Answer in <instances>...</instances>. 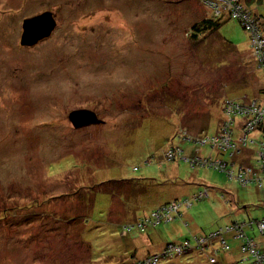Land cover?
<instances>
[{
  "label": "rangeland",
  "instance_id": "1",
  "mask_svg": "<svg viewBox=\"0 0 264 264\" xmlns=\"http://www.w3.org/2000/svg\"><path fill=\"white\" fill-rule=\"evenodd\" d=\"M213 2L0 0V264H132L186 239L205 253L156 264H215L199 240L264 216L258 184L233 173L240 165L252 167L249 178L263 175L248 163L262 133L246 124L264 113V0H220L217 12ZM229 8L248 12L246 24L235 15L191 38L193 25L214 11L230 18ZM44 12L57 20L51 37L22 46L23 22ZM228 99L254 104V115L238 117ZM79 110L99 123L76 128ZM223 117L233 123L227 142L211 145ZM245 136L254 148H242ZM228 153L230 177L192 164L228 163ZM196 194L206 199L183 203L175 223L140 230L161 205ZM235 203L249 206L245 219L230 215ZM148 231L159 236L154 246ZM221 256L217 264H232Z\"/></svg>",
  "mask_w": 264,
  "mask_h": 264
},
{
  "label": "built area",
  "instance_id": "2",
  "mask_svg": "<svg viewBox=\"0 0 264 264\" xmlns=\"http://www.w3.org/2000/svg\"><path fill=\"white\" fill-rule=\"evenodd\" d=\"M220 0H214V6H218V10L222 7V6H219L220 5ZM213 5V3H212ZM224 6V5H223ZM233 6V5H231ZM226 9V8H225ZM216 10V12L218 11ZM233 8H229V12H230V15H232L234 18H235V15L239 17L240 20L243 21V25L246 24V20H245V16L242 15V11H236V9L234 11ZM238 19V20H239ZM248 23L250 24V22L248 21ZM252 33L253 34H257V27L256 29H252ZM252 34V35H253ZM260 36V35H259ZM257 36V37H259ZM256 41V40H255ZM261 42V41H260ZM233 106H230L228 107V112H229V109H231ZM255 105L254 104H250V105H241V107L239 106L236 110H233L234 111H242L241 114L244 115V116H251L252 114L254 115L253 111H254V108ZM242 108V110H241ZM245 108V110H244ZM230 113V112H229ZM246 113H250L248 115H245ZM264 113H262L261 115H259L258 117L254 118L253 116L251 118H249V121L247 122V126H248V130L251 129L252 126H259L261 125V127H264ZM233 125L232 121L231 123L228 125V123L225 124L224 128L222 129V132L221 134L217 137V138H208V141L209 143L212 145L213 143L215 144L217 141H219L220 139L223 140L224 142H227L226 140V130L229 131L230 129V126ZM243 131H246L248 133L247 130H243ZM246 136L244 137V140H245ZM215 147V146H214ZM222 151L221 152H224V149L226 148H221ZM260 157H261V161L263 160L264 161V142L263 144L260 146ZM170 155H173V153L171 152ZM192 164H200V165H203V166H210V167H213V166H216V167H219L221 169H225V166H227L228 164L226 162H223L221 160L217 161L215 159H212L211 157L207 160H198V159H194L192 161ZM261 168H264V163H262V166ZM251 169V168H250ZM249 168H246V167H242L241 170H239L238 172L240 173L238 175V179L240 182H243V183H249V182H253L254 180H256V173H254L253 175L255 177L253 178H249L250 176V170ZM242 170H246V172H242ZM229 172V171H228ZM249 172V173H247ZM246 181V182H245ZM262 186V185H260ZM201 195V194H200ZM199 197H202V196H199ZM183 203H188V205L191 207V203L190 201H186V202H172V203H168L166 205H164L163 207L159 208L158 210L154 211L153 214H152V218L151 219H144V218H141V220H139L137 222L138 226L142 225L143 227H140L141 231L144 232L146 230V226L150 225V224H154L155 226L160 224V223H163V222H171L173 221L174 219V215L176 214H179L180 213V207L183 205ZM156 219V222H155V219ZM256 225H257V228L260 230V233L261 234H264V219H261L259 221L256 222ZM238 224H234L233 226H227L226 227V232L227 233H233L236 235V237H240L242 238V240H244V244H243V252L246 253V258L243 259V262L246 263V262H251L252 264H264V256L262 255V252L260 251V248H259V244L255 243L254 240L252 239H249V237H247L244 232H243V226L239 227ZM138 228V227H137ZM132 229L130 228L128 231H131ZM224 231L222 229H220L219 231L215 232V233H212L209 237H206V238H203L202 240H199V243H201L202 246H204V248H208L209 246V242L210 241H218L220 240V238L222 237V239L220 240V243L222 242V247H224L225 249H228V245L225 243L224 239H223V235H224ZM186 242V243H185ZM168 246L171 248V250L167 249ZM197 248H201V246H196ZM191 248V242L190 241H187L185 240L184 242H181V243H169L167 244V247L164 248V250L160 253H157L155 256H152L148 259H145V260H141L135 264H156V263H160L161 261H163L164 259H167L168 257H170V254L171 256H173L174 254L176 255H182V254H186L187 250H189ZM211 261H213V263L216 264V259L215 258H212Z\"/></svg>",
  "mask_w": 264,
  "mask_h": 264
},
{
  "label": "trees",
  "instance_id": "3",
  "mask_svg": "<svg viewBox=\"0 0 264 264\" xmlns=\"http://www.w3.org/2000/svg\"><path fill=\"white\" fill-rule=\"evenodd\" d=\"M214 3V2H213ZM232 5V4H231ZM233 5H237V3L235 2ZM237 6H239V4L237 5ZM214 8V7H213ZM218 8V6H216V10H218L217 9ZM232 11H234V10H232ZM242 15H248V12H246L245 14L244 13H242ZM230 16V18L228 17L227 19H224L223 20V18H225V17H223V18H219V17H215V11L213 12V13H211V15L209 16V17H211V18H207V19H205V20H202V21H200L199 23H196L195 25H193V28H192V32H191V38L192 39H195V38H198L200 35H209V34H214L216 31H219L221 28H222V26L224 25V22H226L227 20H229V19H233V16L232 15H229ZM238 20V19H237ZM238 21H240V23H242V25H243V21L242 20H238ZM259 28L260 27H258L257 26V34H253V39L255 40V36H259L260 35V33H259ZM248 31V30H247ZM261 42H263L262 44L264 45V41L263 40H261ZM260 42V43H261ZM248 95V96H247ZM250 96V94H248V93H246V94H244V95H242V97H245V98H248ZM228 103H232L233 105H235V103H236V105H239V106H241L242 104L243 105H245V102H244V100H242V101H240L239 103L237 102V101H234V100H231V99H228ZM246 106V105H245ZM241 110H242V108H241ZM244 110H245V108H244ZM242 112V111H241ZM241 112L239 111H234L233 113L235 114V115H238V117H242L243 118V116L244 115H242L241 114ZM223 121L221 122V124H220V127H224L225 126V118L223 117V119H222ZM258 129H259V131L262 133V139L260 140V143H258L257 142V144L253 141V139H247V137L245 138V140H244V145H241L242 146V148H254L255 146V144L257 145V147L256 148H258L259 146H261L262 144H263V142H264V127H261V125H259L258 126ZM242 133H247L246 131H243ZM207 138H209V137H207ZM172 152V151H171ZM222 154H224V153H222ZM254 154V152L251 154V157L249 158V160H248V163H249V167H251V166H253V169L255 170V172L256 171H261L262 173H263V175L261 176V177H257L256 176V180H254L253 181V183L255 182L256 184H258V187H260L261 189L262 188H264V168H261V166H262V163H264V161L262 160L261 161V157H260V154L258 153V154H255V155H253ZM221 158H225V160H227L228 161V165L227 166H225V169H221V168H219V167H216V166H213V167H211V168H213V169H215V170H217V171H220V172H223V173H226L229 177H230V174H229V164L231 163L232 165H235L236 163L233 161V160H228V158H229V153H228V155H227V157H221ZM219 161V160H218ZM208 166V165H207ZM210 167V166H209ZM239 167V168H238ZM238 167H235L234 166V170H233V173L234 172H236V170H241L242 169V167H240V165H238ZM252 168V167H251ZM246 172V170H242V172ZM236 173H238V172H236ZM239 180V179H238ZM241 183H243V182H241ZM249 183H252V182H249ZM249 183H243V184H245V185H249ZM260 185H262V187L260 186ZM206 192H208V191H206ZM202 193H204V192H201L200 194H202ZM206 194V193H205ZM192 198H195V199H192L191 200V198H189V199H186V200H180V201H182V202H186V201H190V203L192 204L191 205V207H193L194 206V204L196 203V202H198V201H201V200H203V199H206V197L204 198V197H199L198 196V194H196V195H194ZM180 201H176V202H180ZM166 205V204H165ZM164 205H162V206H160L159 208H161V207H163ZM262 206H263V209H264V198H263V201H262ZM31 207H27V210H29ZM158 208V209H159ZM158 209H156V210H158ZM264 219V218H263ZM259 220H261V219H255V220H248V221H244V223H240V222H234V224H238L239 225V227H241V226H244V224H247V225H249V227H251L252 228V230H254V229H256L257 228V225H256V222L257 221H259ZM138 222V221H137ZM136 223V222H135ZM134 223V224H135ZM136 225V224H135ZM135 225H133V227L135 226ZM238 227V228H239ZM131 228V226H128V227H126L125 228V230H129ZM254 228V229H253ZM243 229V232H244V234L247 236V237H249V239H252V240H254L249 234H247L246 232H247V230L245 229V227H243L242 228ZM261 235H264V234H261ZM187 241H190L191 242V244H192V240L191 239H186ZM255 241V240H254ZM243 242H244V240H243ZM255 243H256V241H255ZM259 247H260V251L262 252V255L264 256V249H263V247L261 246V245H259ZM206 249H208V248H205V251H207ZM194 251H199V252H203V251H201L200 250V248H197V247H192L191 246V248L189 249V250H187V252H186V254H190V253H192V252H194ZM203 253H205V252H203ZM185 254V255H186ZM140 261V259L139 260H136V261H134L132 264H135V263H137V262H139ZM210 261H211V259H210ZM162 262V261H161ZM160 262V263H161ZM211 263V262H210ZM247 263H251L250 261L249 262H247ZM244 264H246V263H244ZM252 264V263H251Z\"/></svg>",
  "mask_w": 264,
  "mask_h": 264
},
{
  "label": "crops",
  "instance_id": "4",
  "mask_svg": "<svg viewBox=\"0 0 264 264\" xmlns=\"http://www.w3.org/2000/svg\"><path fill=\"white\" fill-rule=\"evenodd\" d=\"M224 42L226 41V43L227 44H229V45H231V46H234V47H236L235 49H237V46L238 45H240L241 43L240 42H236L235 44H233V42H227V40H223ZM237 50H239L240 52H241V50L240 49H237ZM231 86H233V84H231ZM243 94H246L245 93V91H244V93ZM256 188V187H255ZM256 190L259 192V194L262 196V198H261V200L264 198V188H256ZM233 199V198H232ZM232 202H233V200H232ZM162 206V205H161ZM260 207L259 208H261V209H263V206H262V202H261V204L259 205ZM232 207H233V210L230 212V215H232V216H234V217H241V218H243V219H245L244 218V216H245V211L243 212V209L244 208H248L249 206H244L243 208H241V207H239L238 206V204H236L235 203V205H232ZM254 208V207H253ZM252 208V209H253ZM264 210V209H263ZM228 212L226 211V210H223V212L222 213H220V214H227ZM219 214V215H220ZM249 214V212H247V215ZM252 216V215H251ZM182 218H183V220L185 219L184 218V216H181ZM248 217H250V216H248ZM264 218V216H261V217H257V218H255V219H263ZM255 219H249V220H255ZM174 220H176L175 218L173 219V221ZM244 221H248V220H244ZM244 221H241V220H235V221H233V222H231V223H229V224H227L225 227H221L220 229H225V233H224V235H223V239H224V241H225V243L228 245V249H225L224 247H222V242L220 243V240L222 239V237L220 238V240H218V241H210L209 242V246H208V249H206L207 250V252H208V254H209V261H210V259H212V258H215L216 259V264L218 263V260H219V258H218V256L220 257V255H222L221 256V258H223L222 260H226V261H231V263L232 264H236V263H244L243 262V253H240V250H239V246H240V244H241V242L240 241H237L236 240V235L235 234H233V233H227L226 232V227L227 226H229V225H231V224H234V222H242V223H244ZM173 223H175V222H172L171 221V224H173ZM185 226L186 227H189V223L186 221L185 222ZM247 226V228H245L246 230H247V234H249L248 232L249 231H253L252 233H251V237L255 240V241H257V242H259L260 244L259 245H261L262 247H263V249H264V235H261L259 232H258V230L257 229H254V230H252V228L251 227H249L248 225H246ZM152 230H156V229H152ZM151 231V230H150ZM150 231H148L146 234L148 235V239H149V241H150V243H151V245L152 246H154L155 244H156V242H157V240L159 239V236H157V238H156V236H154V233L153 232H151L150 233ZM219 231V230H218ZM217 232V231H216ZM212 233H215V231H213ZM258 233L262 236H259L258 235ZM145 234V235H146ZM169 244V243H168ZM167 246V244H163L161 247H160V250L161 249H164L165 247ZM160 250H158L157 252H155V253H160L161 251ZM208 256V255H207ZM243 258V259H242ZM211 262V261H210ZM246 264H251V263H247L246 262Z\"/></svg>",
  "mask_w": 264,
  "mask_h": 264
},
{
  "label": "water",
  "instance_id": "5",
  "mask_svg": "<svg viewBox=\"0 0 264 264\" xmlns=\"http://www.w3.org/2000/svg\"><path fill=\"white\" fill-rule=\"evenodd\" d=\"M57 27V20L52 12L26 19L23 22V33L21 37L22 46H35L45 38H50ZM70 121L76 127L98 124L97 116L91 111L79 110L70 114Z\"/></svg>",
  "mask_w": 264,
  "mask_h": 264
},
{
  "label": "flooded vegetation",
  "instance_id": "6",
  "mask_svg": "<svg viewBox=\"0 0 264 264\" xmlns=\"http://www.w3.org/2000/svg\"><path fill=\"white\" fill-rule=\"evenodd\" d=\"M36 16V15H35Z\"/></svg>",
  "mask_w": 264,
  "mask_h": 264
}]
</instances>
